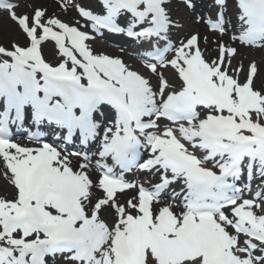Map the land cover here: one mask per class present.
<instances>
[{"label":"snow or ice","instance_id":"snow-or-ice-1","mask_svg":"<svg viewBox=\"0 0 264 264\" xmlns=\"http://www.w3.org/2000/svg\"><path fill=\"white\" fill-rule=\"evenodd\" d=\"M0 264H264V0H0Z\"/></svg>","mask_w":264,"mask_h":264},{"label":"bare ground","instance_id":"bare-ground-1","mask_svg":"<svg viewBox=\"0 0 264 264\" xmlns=\"http://www.w3.org/2000/svg\"><path fill=\"white\" fill-rule=\"evenodd\" d=\"M108 50H109V51H115V50H116V48H115V47H113V46H111V45H109V46H108Z\"/></svg>","mask_w":264,"mask_h":264}]
</instances>
